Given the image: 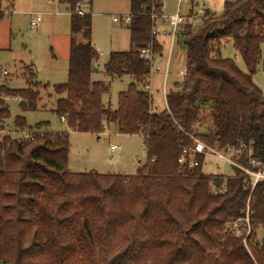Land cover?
I'll use <instances>...</instances> for the list:
<instances>
[{"label": "trees", "instance_id": "obj_1", "mask_svg": "<svg viewBox=\"0 0 264 264\" xmlns=\"http://www.w3.org/2000/svg\"><path fill=\"white\" fill-rule=\"evenodd\" d=\"M59 1L71 14V39L68 80L54 85L62 96L55 112L71 131L100 134L114 125L121 134L141 135L147 160L133 175L72 172L69 131L41 132L46 124H37L34 139L24 140L18 133L30 127L16 117L15 133L0 134V262L264 264V181L252 191L238 167L212 176L203 171V156L192 169L178 163L192 137L220 148L244 146L243 165L249 152L264 161V92L254 81L264 63V0L226 1L221 14L207 10L197 28L180 32L186 74L167 92L162 111L146 89L152 70L141 50L161 53L154 30L163 0H130V49L111 52L107 81L93 79L99 52L92 14L78 13L82 0ZM226 39L247 72L222 56ZM30 74L26 88H1L20 98L24 112L37 110L40 99L41 82ZM126 75L133 82L119 93L117 108L106 105L111 81ZM10 116L1 98L0 126ZM248 204L252 232L245 245L228 224L245 216Z\"/></svg>", "mask_w": 264, "mask_h": 264}, {"label": "rangeland", "instance_id": "obj_2", "mask_svg": "<svg viewBox=\"0 0 264 264\" xmlns=\"http://www.w3.org/2000/svg\"><path fill=\"white\" fill-rule=\"evenodd\" d=\"M226 1L235 0H164V16L178 11L182 15L192 12L193 21L183 25L181 32L186 26L195 29L204 18V10L219 15ZM81 7L92 14V39L100 53L96 63L99 72L93 79L107 81L109 79L105 76L104 67L111 52L130 48V33L125 18L130 14V0H82ZM0 12L3 13L0 17V99L3 98L11 112L10 118L0 126V134L15 133L10 128L15 127L16 117L23 116L31 130L37 124H46L41 127V132L69 131L71 151L68 165L72 172L95 170L100 173L136 174L139 166L147 160V150L141 135L121 134L113 125L100 134L74 132L55 112L60 95L54 91V85L68 80L71 23L67 6L60 4L59 0H14V4L13 0H0ZM37 14L41 15L42 20L37 27L32 28L31 20ZM115 17L122 20L115 21ZM157 29L161 32L160 37L165 36L166 39L165 57L163 60L157 58L152 65L151 93L154 98L153 107L162 111L166 108L167 92L175 82L183 80L186 56L182 61L176 41L171 51L173 39L162 33L164 29H170L169 23L165 24V18L158 19ZM221 53L224 58L232 59L243 72H247L245 62L233 47L231 39L224 41ZM169 56L172 77L165 79L164 71H157L155 67L164 68ZM2 71L7 74L4 75ZM31 72L34 74L32 82H41L37 87L40 99L37 110L24 112L20 108V100L13 96L6 97L1 88L2 85L12 89L26 88ZM254 81L264 92V63L260 65ZM131 82L133 77L130 75L111 81L110 93L104 96L105 104L117 108L119 93L127 90ZM111 146L116 148L112 150ZM203 171L212 176H229L234 173V167L223 160L207 156ZM262 236L263 231L258 228L257 240H261Z\"/></svg>", "mask_w": 264, "mask_h": 264}, {"label": "built area", "instance_id": "obj_3", "mask_svg": "<svg viewBox=\"0 0 264 264\" xmlns=\"http://www.w3.org/2000/svg\"><path fill=\"white\" fill-rule=\"evenodd\" d=\"M182 1V0H180ZM78 13L80 15H84L85 12L83 10H79ZM162 19L165 18V24L169 23L170 29H164L162 33L164 35H168L173 40L171 42V51L174 46V42L176 41L178 35L181 32L182 26L191 23L194 19L192 15H182L181 12H176L169 16H164V14L161 16ZM126 22L129 23L131 16L128 15L125 17ZM42 20V17L40 14H37L36 17H34L31 20V27L35 28L38 26L39 22ZM115 21H121L122 19L115 17ZM158 23V21H157ZM161 32L157 29V26L155 27L154 34L157 36ZM142 56L148 60V62L151 65L154 66L155 60L160 56L159 54H156L153 52V50L149 48H144L141 50ZM170 56L168 57L167 65L162 68L161 66L155 67L157 71H164L163 75L165 79H168L170 76ZM3 74H7L6 71H2ZM153 73V71H152ZM183 76L186 74V69L183 71ZM152 79V78H151ZM151 79L150 82L146 85V89L150 92L152 91V85H151ZM16 100H20L18 97H16ZM65 121V117L61 118ZM38 133V131H35V129H24L18 133V136L24 140H31L34 139L35 135ZM192 140L194 144L192 146H186L183 148V152L178 158L179 165L184 169H192L194 167H197L200 164V156L206 157L207 156H213L217 159L223 160L227 164L232 165L233 167H238L241 169L246 176V181L251 185L252 191L257 186L259 182L264 181V161L259 160L257 158L251 157V153L249 152V159L247 164L243 165L238 162V159L243 154L244 146L235 148L231 146H227L224 148H220L219 146H211L202 141L201 139L197 137H192ZM116 146H111V149L114 150ZM251 219H250V206L248 204L246 215L243 217H240L236 219L235 221L228 224V231L231 233H235L236 236L243 237L245 243L247 242V238L251 233ZM245 231V232H243Z\"/></svg>", "mask_w": 264, "mask_h": 264}, {"label": "crops", "instance_id": "obj_4", "mask_svg": "<svg viewBox=\"0 0 264 264\" xmlns=\"http://www.w3.org/2000/svg\"><path fill=\"white\" fill-rule=\"evenodd\" d=\"M60 2V1H59ZM61 4V3H60ZM163 4H164V0H163ZM82 9V8H81ZM83 11L86 13V11L83 9ZM191 11H192V9H191ZM163 12H164V10H163ZM206 11L204 10V12L203 13H205ZM192 12H190V14L189 15H192L191 14ZM188 16V15H187ZM92 21H93V19H92ZM70 22H71V14H70ZM92 33H93V25H92ZM130 33V32H129ZM162 36V35H161ZM165 37V36H164ZM164 37H160V34L157 36V38H158V41L160 42V44H161V46H162V50H161V53H160V56L158 57L159 59H164V57H165V40L166 39H164ZM70 39H71V37H70ZM92 42H93V44L95 45V43H94V41H93V39H92ZM95 47H96V45H95ZM97 49V48H96ZM130 49V48H129ZM128 49V50H129ZM98 50V49H97ZM128 50H126V51H128ZM180 51V54H179V57L182 59V61H183V57H185L186 55H185V53L184 52H182L181 50H179ZM99 52V51H98ZM70 54V53H69ZM99 56H100V53H99ZM171 59V58H170ZM186 67V66H185ZM185 67H184V70H185ZM183 70V71H184ZM98 72H99V70L98 69H96V72H95V74L97 73L98 74ZM170 73H171V60H170ZM183 73V72H182ZM94 74V75H95ZM93 75V76H94ZM171 75V74H170ZM125 76H123L122 78H124ZM152 77H153V73H152ZM170 77H172V76H170ZM122 78H117V79H122ZM95 80V79H94ZM115 80V79H114ZM113 81V80H112ZM151 83H152V79H151ZM152 85V84H151ZM129 86V85H128ZM152 92V91H151ZM153 95V94H152ZM60 97H62V96H60ZM59 97V98H60ZM8 105V104H7ZM109 105H111V104H109ZM114 126V125H113ZM109 127H111V125L109 126ZM11 130H15V127L14 128H10ZM29 129V128H28ZM74 132H76V131H74Z\"/></svg>", "mask_w": 264, "mask_h": 264}, {"label": "water", "instance_id": "obj_5", "mask_svg": "<svg viewBox=\"0 0 264 264\" xmlns=\"http://www.w3.org/2000/svg\"><path fill=\"white\" fill-rule=\"evenodd\" d=\"M0 264H6V263L0 262Z\"/></svg>", "mask_w": 264, "mask_h": 264}]
</instances>
